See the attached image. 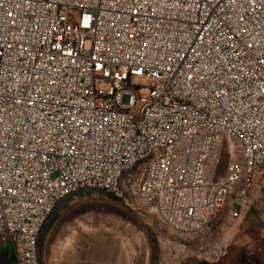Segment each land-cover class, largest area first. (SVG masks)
Returning <instances> with one entry per match:
<instances>
[{
  "label": "built area",
  "instance_id": "obj_1",
  "mask_svg": "<svg viewBox=\"0 0 264 264\" xmlns=\"http://www.w3.org/2000/svg\"><path fill=\"white\" fill-rule=\"evenodd\" d=\"M263 166L264 0H0V235L18 264H41L44 224L82 190L186 236L227 203L239 218Z\"/></svg>",
  "mask_w": 264,
  "mask_h": 264
},
{
  "label": "rangeland",
  "instance_id": "obj_2",
  "mask_svg": "<svg viewBox=\"0 0 264 264\" xmlns=\"http://www.w3.org/2000/svg\"><path fill=\"white\" fill-rule=\"evenodd\" d=\"M81 192L70 206L84 226L117 246H137L140 264H264V166L255 176L250 205L239 218L228 215L227 203L205 231L186 236L161 231L155 215L132 210L101 190ZM177 244L187 250L177 252Z\"/></svg>",
  "mask_w": 264,
  "mask_h": 264
},
{
  "label": "crops",
  "instance_id": "obj_3",
  "mask_svg": "<svg viewBox=\"0 0 264 264\" xmlns=\"http://www.w3.org/2000/svg\"><path fill=\"white\" fill-rule=\"evenodd\" d=\"M80 194L82 192L61 200L44 224L38 239L41 264H140L137 246L132 243L117 246L101 233L84 226L79 213L70 206ZM181 246L173 247L181 252ZM0 264H18L13 243L1 235Z\"/></svg>",
  "mask_w": 264,
  "mask_h": 264
}]
</instances>
